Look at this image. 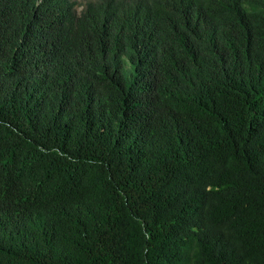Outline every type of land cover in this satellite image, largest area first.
Wrapping results in <instances>:
<instances>
[{
    "label": "trees",
    "instance_id": "obj_1",
    "mask_svg": "<svg viewBox=\"0 0 264 264\" xmlns=\"http://www.w3.org/2000/svg\"><path fill=\"white\" fill-rule=\"evenodd\" d=\"M0 0V264H264V0Z\"/></svg>",
    "mask_w": 264,
    "mask_h": 264
},
{
    "label": "rangeland",
    "instance_id": "obj_2",
    "mask_svg": "<svg viewBox=\"0 0 264 264\" xmlns=\"http://www.w3.org/2000/svg\"><path fill=\"white\" fill-rule=\"evenodd\" d=\"M91 0H76L77 5L79 6L78 9L81 11L84 5Z\"/></svg>",
    "mask_w": 264,
    "mask_h": 264
}]
</instances>
